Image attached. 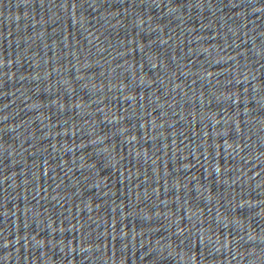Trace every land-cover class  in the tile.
Listing matches in <instances>:
<instances>
[{"label": "water", "instance_id": "1", "mask_svg": "<svg viewBox=\"0 0 264 264\" xmlns=\"http://www.w3.org/2000/svg\"><path fill=\"white\" fill-rule=\"evenodd\" d=\"M0 264H264V0H0Z\"/></svg>", "mask_w": 264, "mask_h": 264}]
</instances>
